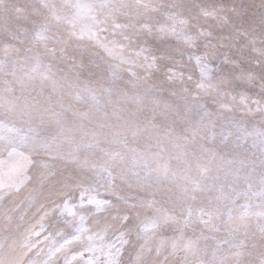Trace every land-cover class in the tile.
Here are the masks:
<instances>
[{
	"label": "snow or ice",
	"instance_id": "snow-or-ice-1",
	"mask_svg": "<svg viewBox=\"0 0 264 264\" xmlns=\"http://www.w3.org/2000/svg\"><path fill=\"white\" fill-rule=\"evenodd\" d=\"M68 2L0 59V264H264V0Z\"/></svg>",
	"mask_w": 264,
	"mask_h": 264
},
{
	"label": "rangeland",
	"instance_id": "rangeland-1",
	"mask_svg": "<svg viewBox=\"0 0 264 264\" xmlns=\"http://www.w3.org/2000/svg\"><path fill=\"white\" fill-rule=\"evenodd\" d=\"M45 2L55 6L56 17L60 19L54 18L49 9L40 3V0H0V59L4 57L6 45L9 60L17 56L27 55L28 53L25 50L31 46L34 33L45 25L53 33L67 27L63 17L72 14L68 0H45ZM122 2L134 6L136 0H122ZM157 2H160V0H157ZM162 2L167 3L168 0H162ZM232 2L234 0H224V3ZM236 2L248 3L251 0H236ZM151 15L162 20L159 13H151ZM120 19L122 23L128 22L127 17H121ZM85 62H87V58H85ZM14 87H16L14 83L0 84V100L8 95L2 89ZM122 88L127 89L129 95H131V90L126 85H123ZM64 100L65 103L73 102L67 94H65ZM113 104L118 105L122 110L121 116L133 108L132 103L126 100L122 94L114 96L112 103L107 105L108 118L105 119L102 116L101 119L93 121L92 126L96 127L101 133L128 134L130 139H132L130 131L123 126V121L112 117ZM75 107L80 111H87V105L85 104L75 105ZM100 124H110L111 127H99ZM134 142L135 145H142L144 138L137 136L134 138Z\"/></svg>",
	"mask_w": 264,
	"mask_h": 264
}]
</instances>
